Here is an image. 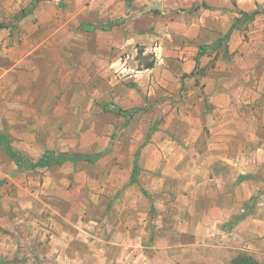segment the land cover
Returning a JSON list of instances; mask_svg holds the SVG:
<instances>
[{
    "label": "crops",
    "instance_id": "obj_1",
    "mask_svg": "<svg viewBox=\"0 0 264 264\" xmlns=\"http://www.w3.org/2000/svg\"><path fill=\"white\" fill-rule=\"evenodd\" d=\"M66 1L63 23H42L48 0H39L23 34L0 33V134L29 161L45 151L99 155L100 175L107 165L135 182L111 202L101 223L111 229H58L53 209L79 205L64 202L63 186L83 161L19 171L0 147L8 202L25 212L18 222L43 224L37 256L232 264L244 253L264 264V0ZM138 47L154 52L151 66L137 68ZM108 120L124 122L122 134L108 136ZM11 237L0 241L3 256L15 254Z\"/></svg>",
    "mask_w": 264,
    "mask_h": 264
},
{
    "label": "rangeland",
    "instance_id": "obj_2",
    "mask_svg": "<svg viewBox=\"0 0 264 264\" xmlns=\"http://www.w3.org/2000/svg\"><path fill=\"white\" fill-rule=\"evenodd\" d=\"M37 3L38 0H0V33H5L6 35L12 36L15 34L16 30L20 31V29H22L20 33L23 34L25 30L24 26H22L25 23L23 19L25 16L30 14L34 8L37 7ZM47 3L48 4L44 6V12L46 16L44 17V21L42 23H52L55 16L57 19L61 20V23H63L67 18L66 8L68 6V2L66 0H48ZM38 22L39 21H37V19L34 21V23ZM75 24H79V22L74 21V25ZM83 27L84 25L81 23L77 28L81 29ZM36 36V39H38L37 41H42L44 38L43 33H38ZM251 50L254 49L250 48L249 51ZM141 52L142 49L138 47L137 57L142 55ZM141 57L143 60L139 62L137 67L138 69H140L141 65L153 63L155 54L154 52H147ZM59 99L60 97H57V100ZM105 109L110 111L113 110L111 107ZM128 114L132 116L134 113L128 112ZM105 123L108 124L107 128H110V132H107L110 133L108 136H111V138L115 135L122 134V127L126 126L124 125V122H114L113 120H108ZM94 134L95 128H88V133L82 144L84 149L91 148L94 143ZM78 166L80 167L81 176L79 179H68L65 181L63 186L65 195L62 199L64 202L65 199L76 200L78 201L79 205L81 204V206L77 205L73 208H70L69 206L55 207L53 211L54 216L57 219L56 227L59 229L65 226L69 227L71 225V227H75L95 235L98 233H103L102 230H107V228L111 229V226L107 225L106 223L102 225V220L106 216H111L112 212L115 211V209L112 208V201H115L119 198L124 199L123 197H125V190L131 184L130 177L127 176L125 178L123 175H112V170L111 168L107 167V165L103 167V175H100L99 169H97L94 163L91 164L83 161L79 162ZM183 178L186 186L188 184V179H191V177L185 176ZM3 184L4 185L0 187V241L2 242V240L7 237V234H11L13 243H17V251L15 250V254L10 256H3L0 254V264H51L49 260H46L45 258L42 259L43 257L40 254L41 251L38 252L39 255L37 256V249H39L37 246L44 240L42 234L43 232L38 226L39 224H43L40 222L36 227L30 224L24 225L23 222L19 223L18 216L24 215L25 212L23 210L16 209V207L11 203L9 204L7 197H9L13 189L10 186L11 184L9 185L8 179H4ZM175 184V177L169 176V187H176ZM103 187L104 190H102ZM112 187L121 188L116 190V192H113ZM14 198H21L20 194L15 192ZM101 201H108V203L103 205L100 203ZM8 217L10 221L7 220L6 222ZM63 218H65V220ZM11 221L14 222L11 223ZM35 232L40 233L39 237L37 238L39 242L36 241L35 237L32 238V234ZM78 259L80 261L79 264H102L101 262L97 261V257L87 262L84 261L82 257H78ZM136 264L141 263L139 262Z\"/></svg>",
    "mask_w": 264,
    "mask_h": 264
},
{
    "label": "trees",
    "instance_id": "obj_3",
    "mask_svg": "<svg viewBox=\"0 0 264 264\" xmlns=\"http://www.w3.org/2000/svg\"><path fill=\"white\" fill-rule=\"evenodd\" d=\"M39 1V0H38ZM252 15H245L244 19H251ZM105 29V27H102ZM151 66V65H147ZM105 107V106H104ZM106 108V107H105ZM113 112L115 114H121L120 109H113ZM132 112V111H129ZM2 143V144H1ZM0 147L5 150V153L7 156L15 163L17 166V170H28V169H34L39 166H50V165H56L61 164L63 162H78V161H85L88 163H94L95 160L99 157V155H87V154H81V153H59L54 151H45L41 158L36 161L32 162L27 160L25 157H23L18 151L14 150L11 145L9 144V141L7 138L0 134ZM4 180L0 181V186L3 184ZM135 182V175L134 173L130 176V183ZM232 264H258L254 259H252L247 254H239L237 255L233 260Z\"/></svg>",
    "mask_w": 264,
    "mask_h": 264
}]
</instances>
